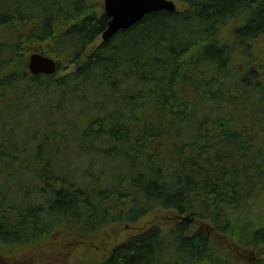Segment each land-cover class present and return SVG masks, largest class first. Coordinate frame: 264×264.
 <instances>
[{
    "label": "trees",
    "instance_id": "obj_1",
    "mask_svg": "<svg viewBox=\"0 0 264 264\" xmlns=\"http://www.w3.org/2000/svg\"><path fill=\"white\" fill-rule=\"evenodd\" d=\"M174 1L177 11L101 42L103 0H0V259L30 243L40 264H146L156 229L159 264H234L226 244L201 240L211 227L259 250L264 0ZM34 52L56 60L53 75L28 73ZM117 158L126 174L102 184L99 165ZM14 191L28 205L7 203ZM124 200L128 214L194 219L153 227L105 262L68 260L91 235L90 215L119 212Z\"/></svg>",
    "mask_w": 264,
    "mask_h": 264
},
{
    "label": "flooded vegetation",
    "instance_id": "obj_2",
    "mask_svg": "<svg viewBox=\"0 0 264 264\" xmlns=\"http://www.w3.org/2000/svg\"><path fill=\"white\" fill-rule=\"evenodd\" d=\"M127 206H129V204H127V200H124L120 204L119 212L111 211L109 213L108 211L107 212L96 211V214L90 215L92 216V219L94 218L96 220V222L94 223V227L92 226L91 228V232H90L91 235L87 236L82 242H77V244L81 243V246L88 245L89 247H92L91 252L92 250L94 252H92L91 254L87 253L86 255L88 257H91L92 259L96 258L95 260H98L100 262H105L109 260L108 259L109 253L116 245H120V247L121 246L124 247L129 243L128 241L131 238L141 235L153 229V227H156L158 225L171 226V225H174V223H180L181 221H189V222L191 221L192 222L194 219L193 217H189L188 214L180 215L173 210H171L170 213L164 216L153 215L154 211L152 210L150 212L143 211V213L138 216L134 213L128 214L126 210ZM234 207H236V204H234ZM25 213L26 212L24 211L22 214L25 218L23 226L26 228H30L31 223H35V221H31L29 214H25ZM118 213L119 215H117ZM16 217L18 218L19 215H17L16 212H13L12 222L16 220ZM127 218L130 220V222L127 221ZM201 221H202L201 224L203 225L209 223L205 219H202ZM116 225L119 226L117 229L115 228ZM102 226H105V227L109 226L111 229H115V233L119 232V235L115 234L112 241L106 244L103 243V246L101 247L96 243H101V241H99L100 233L98 231H100L99 228ZM213 230H214V227H211L210 233ZM154 231H156L154 238H153V242H152V244H154L152 251L154 252H153L152 258L150 257V259L147 261L146 264H159L160 263V261L158 260V256L155 253V249L158 243L157 230L155 229ZM210 233L208 232L209 235H207V237H200L201 240L204 242L213 243L215 247L219 250L222 249L221 247L223 243L226 244L227 248L230 251L229 256L231 257V261H233L234 264H257L259 260L264 261V240H263L262 245L259 247V250L255 252L254 250L240 247L238 243L241 239L238 237L210 236ZM55 234L58 235V232ZM28 235H29V232L28 233L26 232V236ZM263 239H264V236H263ZM213 249L215 248L213 247ZM73 250H75V248ZM174 251H175L174 247L170 248L169 254L173 256ZM10 254L12 256L11 257L9 256L8 258L11 259L12 261H10L11 263L9 264H31V261L28 258V255L23 254L21 256V251H19L18 249H15V250L11 249ZM68 254H69L68 260H71L74 258V252L67 253V255ZM170 264H173V263L170 262Z\"/></svg>",
    "mask_w": 264,
    "mask_h": 264
},
{
    "label": "water",
    "instance_id": "obj_3",
    "mask_svg": "<svg viewBox=\"0 0 264 264\" xmlns=\"http://www.w3.org/2000/svg\"><path fill=\"white\" fill-rule=\"evenodd\" d=\"M103 10L109 20L101 39L107 42L119 31L135 25L145 15L159 10L174 12L176 6L173 0H103ZM27 68L32 75H51L55 72L56 63L52 58L32 53L28 58ZM73 70L71 66L68 72Z\"/></svg>",
    "mask_w": 264,
    "mask_h": 264
},
{
    "label": "rangeland",
    "instance_id": "obj_4",
    "mask_svg": "<svg viewBox=\"0 0 264 264\" xmlns=\"http://www.w3.org/2000/svg\"><path fill=\"white\" fill-rule=\"evenodd\" d=\"M176 5L180 9V4L178 2H176ZM30 121H32V119H30ZM20 145H22V143ZM69 147H70L69 149L73 150L72 148L74 147V145L70 144ZM70 154L71 153L66 154L65 159H71L70 158ZM121 159L122 158H117V159H114V160H111V159L110 160H106V161H104L103 163H101L99 165V167L101 166L106 171V175H103L104 177H102V180H101L102 184H105L106 178L108 179V176L111 173H116L117 175H125L126 174V165ZM20 161L24 162L25 160H24V158H22V159H20ZM61 167H62L61 169L63 171L67 170V169H65L66 166H61ZM105 176H107V177H105ZM19 180L22 182V181H25L26 178H24V177L22 178L21 177V178H19ZM113 183H117V180L113 181ZM13 184H14V182L9 183L8 186L11 187V186H13ZM7 203L28 205L26 203H22L21 202L20 197H18V193L15 192V191H14V195L10 196V199L8 200ZM168 213H170V212L169 211H156V212L154 211L153 215H157V216H161L162 215V216H164V215H167ZM109 226H107V227L102 226V227L99 228L100 229V231H98L100 233L99 241H101V243H96V244H98L101 247L103 246V243L106 244V243L112 241V239L114 238L115 234L119 235V232L115 233V229H111ZM118 227L119 226H117V225L115 226L116 229ZM27 242H25V243H27ZM28 244H30V243H27V246L25 245L26 247L22 249V251H21L22 255L23 254L24 255H28V258L31 260V264H40V261H45L42 257L39 256L40 254H38V252L40 250L39 247L33 248V247H30V245H28ZM91 248L92 247H83V246L79 247L77 249V251L74 253V258L71 259V262L73 263L77 258H80L82 255H84L86 253L91 254L92 252H94L93 250L91 252ZM0 260H2V264H6V263L9 264V263H11L10 261H12L11 259H9V260L0 259ZM3 260H5V262Z\"/></svg>",
    "mask_w": 264,
    "mask_h": 264
}]
</instances>
